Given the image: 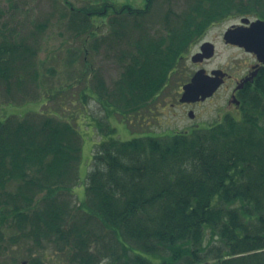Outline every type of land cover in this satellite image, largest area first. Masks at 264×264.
<instances>
[{
	"label": "trees",
	"instance_id": "1",
	"mask_svg": "<svg viewBox=\"0 0 264 264\" xmlns=\"http://www.w3.org/2000/svg\"><path fill=\"white\" fill-rule=\"evenodd\" d=\"M156 1L92 0L76 7L66 0L68 26L86 35L78 53L85 55L82 77L88 67L92 76L81 88L83 104L95 99L106 116L125 120L151 113L172 72L213 24L238 15L264 18V0H186L181 11L166 0L153 21ZM99 21L111 28L108 35L99 34ZM35 31H29L33 40ZM91 49L118 58L122 70L112 86L93 67ZM37 53L27 37L3 33L6 95L18 87L23 101L37 100L31 85L42 76ZM46 97L40 111L0 117V249L11 232L9 238L39 250L53 247L65 264H264V67L243 97L240 117L127 140L97 120L108 138L97 144L79 204L73 197L84 139L77 122L89 116L73 121L77 114L64 117ZM28 253L33 264H46L33 249Z\"/></svg>",
	"mask_w": 264,
	"mask_h": 264
},
{
	"label": "rangeland",
	"instance_id": "2",
	"mask_svg": "<svg viewBox=\"0 0 264 264\" xmlns=\"http://www.w3.org/2000/svg\"><path fill=\"white\" fill-rule=\"evenodd\" d=\"M69 1L73 2L74 6L79 7L92 0ZM129 1L137 6L143 5L145 2V0ZM68 5L69 3L66 0H0V39L3 33H6L7 37L13 40L27 37L28 42L36 46L38 51L36 59L39 63V70L42 71H40L42 76L31 82L32 87L37 92L35 95L37 100L34 101H23L21 99L23 97L17 96L18 87L16 86V89L13 88L10 90L11 93L6 95L3 83H0V117L4 119L11 114L24 115L31 111H40L45 107V104H48L43 96L48 97L46 98L51 102L49 104L55 109H62L63 113H61L64 117H68L71 112L77 114L76 119L73 121L77 122L79 116H89L86 118L87 121L86 119H80L77 122V127L84 139L79 169L80 179L74 188L73 197L75 204H79L86 199L87 174L92 160L90 150L92 148L94 155L97 151V146H94V144L108 138V136L102 134L107 132V127L102 132L97 128V120L103 119L104 125L110 124L114 136L122 140L138 135H149L153 132L165 133L181 130L193 121L208 122L215 118L217 109L226 104L229 91L221 88L213 97L195 104L193 107L181 104L172 107L171 103L174 102V95H178L177 91L180 90L181 85L199 68L187 55L180 62L179 68L173 73L168 84L155 97L151 113L148 109H144L142 112L136 113L137 115L133 118L125 120L119 113L106 116V110L95 99H89L86 106L80 98L81 88L86 83L90 85L89 79L92 75L91 69L88 70V67L87 73H84L82 77V70L85 71L86 61L84 60V53H78V50L83 48L86 35L74 32L68 26L69 17L63 15L69 10ZM170 5L177 11H181L186 6V0H170ZM168 6L166 0H157L148 17L153 21L159 20V15ZM231 22L233 20L225 21L220 26L213 27L208 31L207 38L216 43V54L204 67L210 69L225 66L226 62L231 64V61L242 60V54L223 43L222 34ZM44 23H46V28L36 29V25ZM98 23L101 24L98 28L99 34L108 35L107 33L111 28L109 29V25L105 24L106 21H99ZM9 30L13 33H10ZM30 30H36L35 40L29 33ZM197 48L198 45H195L188 54L194 52ZM89 58L93 62L95 70H100L106 82L112 86L122 70L118 58L113 55V52L105 49L101 50L100 55H97L91 49ZM87 62L89 63L88 60ZM51 68H55L56 72L52 73ZM92 81H94L93 77ZM70 83H74V85ZM14 90L16 93H13ZM53 92L57 94L56 99H52L48 95ZM190 108L195 110L194 120L189 118V113L187 115ZM90 123H93L96 127L89 125ZM12 235L11 232L7 234V247L0 249V264H21L23 260H27L26 264H33L28 254L29 248L33 249L34 255H41L46 264L66 263L64 255L53 247L39 250L38 247H32L24 241H15L9 238L13 237ZM101 264L113 263L104 259Z\"/></svg>",
	"mask_w": 264,
	"mask_h": 264
},
{
	"label": "flooded vegetation",
	"instance_id": "3",
	"mask_svg": "<svg viewBox=\"0 0 264 264\" xmlns=\"http://www.w3.org/2000/svg\"><path fill=\"white\" fill-rule=\"evenodd\" d=\"M255 19H256L255 17H251V20H255ZM234 22L235 23L233 24L236 25H243L244 27L250 26L249 22L243 23L241 22V19H237ZM224 44L227 47L232 48L238 53L242 54L243 58L242 60L231 61V64L229 62H226L225 66L217 67V68H221L225 72L224 83L221 88L227 89L229 91V95L226 100V104L217 109L216 118H222L226 114H231L235 117L240 116L241 107H242L241 97L248 94L251 88L256 85V80L261 72V69L264 66V64H262L258 60L257 55L255 53L249 52L245 48L231 42L224 41ZM197 51L198 50H196V52ZM210 60L211 58L206 59L203 62L196 64V66H200L203 64L206 65ZM212 69H214V67L211 68L210 71ZM201 102L204 101H198L194 103L183 102L181 103V105L187 107H193V105ZM171 105L174 106L175 104L171 103ZM201 124H205V122L192 123L191 125H188L186 129H190L194 125H201Z\"/></svg>",
	"mask_w": 264,
	"mask_h": 264
},
{
	"label": "water",
	"instance_id": "4",
	"mask_svg": "<svg viewBox=\"0 0 264 264\" xmlns=\"http://www.w3.org/2000/svg\"><path fill=\"white\" fill-rule=\"evenodd\" d=\"M243 21H247L244 18ZM230 36L244 46L247 50L254 51L258 58L264 62V20L258 19L252 23V27L246 29H230L226 32V38ZM204 52L198 53L193 57L195 61L203 59L204 56L210 57L214 53L213 43L207 41L203 44ZM219 70H213L212 74L207 73L205 69H199L195 72L192 79L184 85L182 101H196L205 99L214 94L221 84L222 78L218 76ZM192 116L194 115L191 111Z\"/></svg>",
	"mask_w": 264,
	"mask_h": 264
}]
</instances>
